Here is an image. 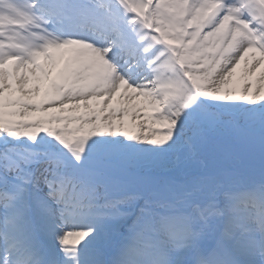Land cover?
I'll return each instance as SVG.
<instances>
[{
  "label": "snow or ice",
  "instance_id": "obj_1",
  "mask_svg": "<svg viewBox=\"0 0 264 264\" xmlns=\"http://www.w3.org/2000/svg\"><path fill=\"white\" fill-rule=\"evenodd\" d=\"M0 264H264V0H0Z\"/></svg>",
  "mask_w": 264,
  "mask_h": 264
},
{
  "label": "bare ground",
  "instance_id": "obj_2",
  "mask_svg": "<svg viewBox=\"0 0 264 264\" xmlns=\"http://www.w3.org/2000/svg\"><path fill=\"white\" fill-rule=\"evenodd\" d=\"M243 67H244V64H243V62H242L240 68L237 69L234 78H238V77L241 75L242 70H243ZM56 71H57V69H53V70H52V74H53V76L56 75ZM257 71H259V70H257ZM93 103H95V102H93ZM142 115H143V114H142ZM132 123H133V122L130 121V120H126V121H125V124H126V126H128V130H130V131H134V129L131 128V124H132ZM148 126H149V125H148L147 123H145V128H147ZM152 127L155 128L156 126L153 125Z\"/></svg>",
  "mask_w": 264,
  "mask_h": 264
}]
</instances>
